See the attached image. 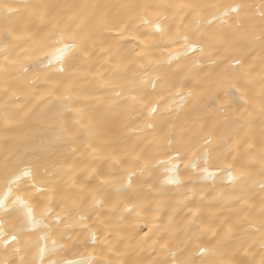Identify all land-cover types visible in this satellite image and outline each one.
I'll use <instances>...</instances> for the list:
<instances>
[{
	"label": "bare ground",
	"instance_id": "6f19581e",
	"mask_svg": "<svg viewBox=\"0 0 264 264\" xmlns=\"http://www.w3.org/2000/svg\"><path fill=\"white\" fill-rule=\"evenodd\" d=\"M4 2L21 6L48 7L39 9L20 7L18 12L8 17L0 14V186L3 184L7 158H22L24 155L45 159L51 157L48 160L49 174L45 176L43 169H40V173L35 175V183L43 186L45 192L39 193L34 189L25 192L24 189L30 188L33 182L29 180L16 193L32 205L37 221L40 220L44 209L49 206V200L55 201L52 205L54 212L62 214L65 202L70 204L68 194L101 191L98 186L103 184V198L110 199L112 204L122 203L129 207L142 208L139 216L136 213L125 214L129 218L123 227L129 230L135 228L137 231L159 228L158 235L165 237L161 244L167 246L169 256L171 252L176 251L177 258H191L196 260L197 264L201 259H207L206 256L201 257L195 253L191 245L184 244L186 237L183 229L187 221L183 217L186 215L190 217L195 213L202 218L200 224L204 232L212 228V232H208L204 237V242L214 239L213 233L219 232L218 247L223 249L222 259H230L234 252V249L229 247L232 243L230 237L242 236L241 226H247L249 223L255 222L259 227V214L261 207L264 206L262 204L264 193L259 189V153L257 152L255 160H252L248 155L247 146L241 148L239 153L232 151L238 143L237 133L239 140L248 139L250 142L258 143L264 139L262 136L264 108L259 99L260 77L264 74L262 63L264 42L260 39L262 30L258 11L261 0H4ZM185 4L256 5L257 10L251 16L241 15V24L236 26L238 31L233 46L228 51L216 56L214 50L206 47L200 59L208 61L209 57H213L215 63L193 66L192 61L184 56L169 59L170 55L182 49L179 45L166 47L160 44L154 27L144 29L149 35L143 37V43L140 39H120L118 43L113 42L108 38L115 36L116 33L109 31L102 34V39L96 40L97 45L103 42L105 47L112 44L114 49H118L119 56L113 57L119 62L118 66L110 64L107 58L100 59L104 53L100 52L99 47L96 48L98 56L90 62L86 57L76 62L75 75L69 72L60 73L47 62L48 55L55 52V48L50 47L54 44L55 34L77 32L88 39L97 34L102 19L126 12L127 9L122 8V5L159 6L149 13V19L159 18L163 27L166 29L171 27V37L174 38L178 35L177 29L183 27L181 20L186 19L187 9L182 10L178 6ZM244 12L245 9L241 8V13ZM249 20L252 22L248 23ZM218 23L217 21V25ZM228 56H238L247 61L246 68L252 73V84L250 90L241 88V93H245V98L250 95L253 99L247 105L243 100L236 101L240 107L229 110V115L235 112V118L225 121L222 118H213L219 117L220 114L202 108L198 102L203 99L205 104H211L214 96L218 95L221 100L217 104L225 103L224 90L218 89L217 86L226 73L217 66L223 63V57ZM40 60L44 63L40 64ZM53 64H56V61H53ZM149 67L153 69L149 78H158L157 92L166 89L171 83H182L186 87L180 88V93L187 97V93L192 92L193 96L188 97V102L180 105L178 110L177 104L173 101H179L180 97L169 96L167 92H164V98L150 95L139 103L129 100L128 104L133 107L119 110L118 115L114 116L118 122L111 136L102 141L89 142L82 131H74L66 138L65 143L51 137L50 129L56 127L57 121L62 126L75 128L77 121L82 118V110L87 111L85 105L94 107L99 99L109 98L103 95L108 92L107 88L100 89V95L93 94L98 88L94 81L106 77L109 81L119 82L114 73L126 72L130 77H134ZM129 69L132 71H128ZM145 87L152 93L150 87L147 85ZM149 102L159 104L161 110L155 114L141 112L142 107L146 108ZM165 104H171L167 112L163 111ZM53 106L58 108V115L52 112ZM196 121H199L197 127L206 123L214 131L213 148L216 150L212 152L207 165L201 158L195 170L189 166V159L181 158L176 161L178 168L175 176L179 179V184L164 182L172 175L164 171L167 165H155L153 161L155 166L141 173L135 168L134 160L121 167L117 160L105 158L111 156L114 150L120 152L131 150L149 132L150 138H155L162 144L165 137L173 132L179 134L183 125L191 126ZM148 122L154 125L153 130L146 128ZM91 144L96 146L92 147ZM153 154L167 159L162 154ZM205 166L216 172L214 180L201 178ZM217 166L224 171H217ZM231 168L235 169L231 174L237 176L242 171L253 169L255 179L249 180L241 188L239 180L233 184L225 175ZM117 172L118 174L114 175ZM35 201L40 203L37 204ZM177 205L180 207L177 208ZM5 215L7 214L0 213V218ZM53 222L51 217L44 220L47 224ZM3 223L6 230L17 234L20 240V255L26 260H31L34 253L25 245L29 242L42 244L39 236L48 229L39 224L33 227L21 213L11 215ZM88 223L91 227L92 222ZM261 255L257 244L249 250V255L242 258L258 264ZM18 258L10 250L6 255L5 250L0 247V260ZM97 258H100L99 254ZM152 258L151 250L140 252L133 257L143 261V264H151Z\"/></svg>",
	"mask_w": 264,
	"mask_h": 264
},
{
	"label": "snow or ice",
	"instance_id": "6c2138e0",
	"mask_svg": "<svg viewBox=\"0 0 264 264\" xmlns=\"http://www.w3.org/2000/svg\"><path fill=\"white\" fill-rule=\"evenodd\" d=\"M20 7L39 9L48 6L13 5L0 0V14L5 17L18 12ZM121 7L127 9V11L111 18L102 19L97 34L88 39L77 32L55 34L54 44L50 45V47L55 48V52L48 55V64L60 73L69 72L75 75L76 62L85 57L90 62L98 56L96 48L99 47L100 52L104 53L99 58H107L110 64L118 66L119 62L113 59L114 56H119L118 49H114L112 44L105 47L103 42L97 45L96 40L102 39V34L109 31L116 33L115 36L108 38L113 42L118 43L120 39H140V42L143 43V37L149 35V32L144 31V29L153 27L154 33L160 38V44L166 47L179 45L182 49V51H176L173 55H170L169 59L184 56L187 60L192 61L193 66H199L203 63H215L213 57H209L208 61L200 59V56L205 53L206 47L214 50L216 56H221L222 53L228 51L233 46V40L238 31L236 26L241 24V15L251 16L257 10L256 5L241 4L180 5L178 7L182 10L187 9L185 12L186 19L181 20L183 27L177 29L178 35L172 38L171 27L167 29L163 27L159 18L149 19V13L159 6L122 5ZM241 8L245 9L243 14ZM212 9L220 11H210ZM258 11L262 30L260 39L264 42V0H261ZM217 21L219 22L218 25ZM251 22V20L248 21V23ZM185 29H188V31H185ZM169 41L171 42L169 43ZM53 61H56V64H53ZM39 63L43 64L44 61L40 60ZM262 63H264V58H262ZM246 64L247 61L238 56H228L223 57V63L217 66L226 73L217 86L218 89L222 88L224 90L225 103L217 104L221 100L218 95L214 96L211 104H205L203 99L198 102L202 108L220 114L219 117L213 118H222L225 121L234 119L235 112L229 115V110L240 107L236 101L243 100L244 104L247 105L253 99L250 95L245 98V93H241V88L250 90L252 84V73L247 70ZM24 71H27V69H24ZM128 71L132 70L129 69ZM152 71L153 69L149 67L134 77H130L126 72L114 73L119 82L100 77L99 81L93 82L98 85L93 94L100 95V89L107 88L108 92L103 93V95L109 98L99 99L94 107L85 105L87 111L82 110V118L77 121L75 128L62 126L57 121L56 127L50 129L51 137L65 143L66 138L70 137L74 131H82L88 137L89 142L93 140L102 141L111 136L112 130L118 122L114 119V116L118 115L119 110L133 107L128 104L129 100L139 103L146 100L150 95L164 98V92H167L169 96L180 97L179 101H173L177 104L178 110L180 105L188 102V97L193 96L192 92H188L187 97L180 93L179 89L186 87L182 83H171L166 89L157 92L158 78H149ZM145 85L152 89V93L147 91ZM259 99L262 108H264V74L260 77ZM64 106L67 107V104ZM170 107L171 104L163 105V111L167 112ZM159 110H161L159 104L149 102L146 108L142 107L141 112L148 111L150 114H155ZM52 112L58 115L59 110L56 106H53ZM197 124H199V121L193 122L191 126L183 125L179 134L171 133L164 138L162 144L157 139L150 138L151 132H149L131 150L124 152L114 150L111 156L105 158L117 160L121 167L134 160L135 168L139 169L141 173L155 165H167L164 171L172 175L168 176L164 182L179 184L180 181L175 176L178 168L176 161L181 158L189 159V166L195 170L201 158H203L204 164L207 165L212 152L216 150L213 148L214 131L206 123L201 124L199 127H197ZM146 128L153 130L154 125L148 122ZM262 136H264V133H262ZM236 139L238 143L232 149L234 153H239L244 146H247L248 155L252 160H255L257 152L259 153V189L261 193H264V139H261L258 143L250 142L248 139L239 140V133H237ZM91 146L95 147L96 145L91 144ZM153 153L162 154L167 159H162L160 155H154ZM50 159L51 157L45 159L39 156L33 158L30 155H24L22 158L10 157L5 161L3 184L0 186V213L7 215L0 218V247L5 250L6 255L10 250L19 258L0 260V264H143V261L133 259V257L147 250H151L153 253L151 264H197V261L191 258H177L176 251L171 252L169 256L167 246L161 244L165 237L158 235L159 228L137 231L135 228L129 230L123 227L129 218L125 214L136 213L139 216L142 208L140 206L129 207L127 204L122 203L112 204L110 199L103 198V184L98 186L101 191L92 193L81 191L68 194L70 204L65 202L62 214L61 212H54L52 205L55 204V201L49 200V206L44 209L40 220L37 221L33 214L32 205L16 193L29 180L33 182L30 184V188L24 189L25 192L30 189H34L39 193L45 192L46 189L43 186H38L35 183V175L40 173V169H43L45 176L49 174L48 160ZM233 159H235V156H233ZM225 163H227L226 159ZM53 167H56V165H53ZM202 171V179H215L216 172L210 171L208 167H203ZM217 171L223 172L224 169L217 166ZM233 171L235 169L231 168L225 175L233 184L239 180L241 188L249 180L255 179L253 169L242 171L239 176L232 175L231 172ZM116 174L118 172L114 173V175ZM130 183L131 178L129 177ZM35 203L39 204L40 201H35ZM262 204H264V201H262ZM179 207L180 205H177V208ZM16 213L23 214L33 227L39 224L48 229L43 235L39 236V241H43L42 244L40 242L35 244L29 242L25 245L34 253L31 260H26L23 255H20L21 247L19 246L20 240L17 234L6 230L4 227L3 221ZM48 217H51L54 222L44 223V220ZM169 219L171 223V217ZM183 219L187 221L183 229L186 237L185 246L191 245L195 253H198L201 257H207V259H201L199 264H253L252 261L245 260L242 257L249 255V250L257 244L262 253L258 264H264V206L261 207L259 214V227L255 222L249 223L247 226H241L242 236L230 237L232 243L229 247L234 249V252L232 257L227 260L222 259L223 249L218 247L220 243L219 232H214L215 238L205 243L204 237L208 235V232H212V228H209L208 232H204L200 224L202 218L195 213H192L190 217L186 215ZM89 221L92 222L91 227ZM228 231L231 232V229ZM257 233H259L258 236ZM97 254L100 258H97ZM121 257H127V259H121Z\"/></svg>",
	"mask_w": 264,
	"mask_h": 264
}]
</instances>
